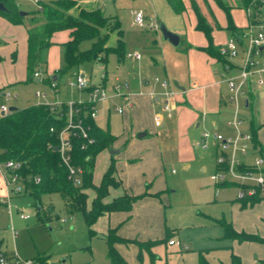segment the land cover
I'll return each mask as SVG.
<instances>
[{"label": "crops", "instance_id": "crops-1", "mask_svg": "<svg viewBox=\"0 0 264 264\" xmlns=\"http://www.w3.org/2000/svg\"><path fill=\"white\" fill-rule=\"evenodd\" d=\"M183 1L185 3V0ZM232 1H234L233 4L223 2L230 6L229 13L235 29L227 27L228 19H226L224 25L219 26L217 23L216 27L218 28L214 30V27L212 32L213 45L219 49V52L220 47L231 36H236L247 25V21L234 18L238 11L237 8H240L239 5H243V2L241 0ZM243 6L245 7V5ZM80 7L84 6H79V9ZM191 7L193 9L192 1ZM196 25L197 15L195 28ZM219 28L230 29L231 33L229 36L226 34L225 38L215 41L216 34H220ZM170 29L180 33V43L185 42V49L189 50L191 59L185 73L181 72L175 75L170 68H167V75L170 78L167 76L168 79L164 78L163 81L169 80L170 88L177 91L172 110L168 112L163 109L164 91L166 90L163 81L154 83L149 89L138 86L134 91H130L128 103L120 96L110 97H118L123 102L124 112L128 107L135 110L141 106H149L155 116L162 115V122L156 123L151 129L154 133L149 144L143 141L150 131L143 119L137 121L136 124H131L129 138L124 143L121 138L125 130L119 135L110 126L108 127L116 135L113 145L110 146L111 149L115 148V153L125 149L126 154L122 159L116 156L110 157L109 164L113 158L116 159V175L122 180V184L112 187L106 200L125 191L136 195L145 192L147 194L136 200L131 211L117 210L110 215L100 217L104 223L101 224L100 230H97L98 234L92 237L101 238L105 243L100 245L98 254L89 245L87 250L91 252V258L85 264H111L107 256L108 243L101 235L107 231L109 226L117 227L119 234L123 237L150 242L149 246L142 250V259L139 256L141 249L137 242L116 243V247L130 264H155L157 259L162 260V250L166 252V264H200L202 257L207 260L208 264H229L232 253L240 257L242 264H264V197L258 198L254 202L251 200L244 202L243 199L236 198L234 184H218L212 178L206 179V173L210 170L211 177V173L216 169L215 158L218 147L211 145L209 148L203 149L194 144L206 130L233 135L226 130L231 127L227 121L232 114V103L227 97L226 80L229 76L238 74V67L237 71L234 66L225 69V58L221 52L223 59L219 60L203 49L202 47L209 44L207 36V39L196 42L193 38L186 37L181 28L170 26ZM67 31L69 32V30ZM28 34L29 32L27 38ZM69 38L70 32L66 40ZM53 40L55 43L58 42L54 36ZM105 72L106 76H102L99 83H103L108 88V72ZM61 76L62 73H59L57 68L52 79L54 77L58 79ZM90 78V82L93 84L92 77L90 76ZM156 78L159 80L158 77ZM33 79L42 81L40 76L33 77L31 80ZM116 79H119L118 76ZM144 82L150 84L149 80ZM113 83L110 86L111 89ZM250 87L249 103H252L254 93L259 89L264 92V86L256 85L253 79ZM60 88L59 86L57 92L52 89L53 99H60ZM243 100L245 99L243 98ZM124 112L120 113L124 114ZM262 123L264 124V122ZM141 132H145V134L140 136ZM259 132L257 131V137ZM258 139L264 145V139ZM252 151H257L254 145ZM253 156L245 155L243 159L251 161ZM211 160H214V163L210 168ZM167 163H171L169 166L174 163L179 164L183 175L177 176L178 171L174 167L171 168L168 175L167 167L169 166ZM196 168L199 173L195 179H192L191 176L196 173L194 170ZM179 186H184L187 192V202L183 203L184 205L172 200L171 194L176 192ZM196 209H198L197 213ZM99 220L95 225L99 223ZM224 224H230L235 230L251 235V238L241 240L236 236L226 235ZM13 233L17 232L13 229ZM172 238H178L188 247L170 244L169 240ZM160 242H162V247L158 245ZM169 253L172 256L168 257ZM69 260L70 256L62 259L64 263ZM73 263L71 262V264Z\"/></svg>", "mask_w": 264, "mask_h": 264}, {"label": "rangeland", "instance_id": "rangeland-1", "mask_svg": "<svg viewBox=\"0 0 264 264\" xmlns=\"http://www.w3.org/2000/svg\"><path fill=\"white\" fill-rule=\"evenodd\" d=\"M41 1L46 0H16L19 10L27 12L25 23H12L4 16L0 15V105L7 103L8 106H27L35 102L41 101L35 93L37 89L48 94L49 99H53L54 94L50 81L52 75L56 73L57 68L65 66L63 52L64 47L61 43L69 35L67 30L58 31L54 37L58 40L50 46L42 49L40 62V77L42 81L35 79L27 81L29 77L28 61H27V33L42 31L45 24V17L40 11ZM225 3H234L232 0H223ZM237 1V0H236ZM244 3V0H241ZM201 6L202 12L206 15L209 23H215L213 27L216 30L220 25H224L227 15L224 9L218 4L217 0H197ZM248 2V0H247ZM186 9L178 13L169 4L168 0H81L78 5L71 9L75 15L78 14L79 6L84 7H101L107 15L113 16L120 21V27L124 30V38L126 41V52L139 51L140 58L126 56L119 59L118 55L111 51L106 61L88 60L75 66L68 71L62 72V76L58 78L61 87V97L67 99L87 98L89 96L87 89H74L68 84V80L79 70L92 77V83H99L105 70L108 72L107 85L111 91V84L118 80L129 83V90L134 91L138 86L149 89L154 83H160L170 78L167 75V68L178 75L185 73L190 64L189 50L185 49V42L182 41L178 45L164 39L160 29L152 27L156 22L165 24L169 29L175 26L182 29L186 37L193 38L196 42H201L206 38L205 32L195 28L196 14L191 7V0H185ZM231 4V5H232ZM237 8L236 20L247 21L248 18L243 5ZM243 9V10H241ZM142 11L144 15V25L136 22V13ZM232 12V11H231ZM218 23V24H217ZM256 26H254V29ZM244 32L248 28L244 27ZM220 34H216L215 41L230 35V29L219 28ZM119 32L118 28L110 29L108 36V44L116 45ZM154 38V39H153ZM93 39L84 40L81 48H88L92 45ZM236 53L230 57L224 55L225 60L230 61L237 71V67L244 63L246 55V46L248 38L244 37L242 42L236 40ZM264 61V60H263ZM231 73V71H228ZM227 74L226 72L224 73ZM168 76V78H167ZM159 80H157V78ZM145 80H149L150 84H145ZM11 91L17 93L18 97L10 101H5L3 92ZM239 116L244 119L240 125L241 131H246L251 135V120L259 124L264 122V92L257 90L252 98V103L245 104V100L239 97ZM123 102L118 98H107L97 103L98 115L96 122L103 128L109 126L119 135L125 130L122 143L129 138V127L133 123H137L143 119L150 131L143 138L144 143H151L154 131L151 129L156 124L157 117L149 106H141L135 110H125L124 114L120 113L117 105ZM129 106V105H128ZM231 126V125H230ZM135 130V129H134ZM235 133V129L231 126L226 129ZM258 138L264 139V124L258 129ZM248 142V156L254 155L253 141ZM115 149V148H114ZM111 147L103 150L97 155L94 168V181L98 183L102 178L110 157L116 156L121 158L125 156L126 150L119 153H112ZM212 161V162H211ZM210 161V168L213 161ZM171 163H167L169 166ZM177 169V176L183 175V170L179 164H172L167 167L169 175L171 168ZM3 170H6L2 163L0 168V253L7 255L18 253L22 259L27 258H43L42 264H85L91 258V252L87 250L89 245L98 254L100 253V245L105 243L101 238H94L89 233L88 226L85 222L82 211L69 212L65 206V200L60 191L43 192L39 197L24 191L16 194L8 191L6 180L3 176ZM192 174V179L196 178L199 173ZM210 170L206 173L205 178L210 179ZM213 182V180H212ZM88 189V188H87ZM90 198L95 194V190L89 188ZM187 192L184 186H179L178 190L171 194L172 200L180 202L182 205L186 203ZM139 195V194H137ZM39 204L42 208H39ZM198 209H196L197 213ZM21 212H29L30 218H22ZM102 219V218H101ZM100 219V220H101ZM182 219V218H180ZM99 220L94 227L100 230V226L104 220ZM217 227V226H215ZM13 229L17 232L13 233ZM160 242L158 245L161 246ZM162 247V246H161ZM70 256V260L66 263L62 259ZM172 256L171 253L168 257ZM161 259H157L155 264H166V252L162 250Z\"/></svg>", "mask_w": 264, "mask_h": 264}, {"label": "trees", "instance_id": "trees-1", "mask_svg": "<svg viewBox=\"0 0 264 264\" xmlns=\"http://www.w3.org/2000/svg\"><path fill=\"white\" fill-rule=\"evenodd\" d=\"M80 0H46L41 1L40 11L45 17L42 31H29L27 38V60L29 77L33 78V72L38 68L42 49L55 43L53 36L57 31L69 30L70 38L62 42L64 47L63 57L65 66L58 72L68 71L88 60L106 61L108 54L114 51L119 59L126 57V41L124 30L120 27V21L107 15L101 7H80L77 15L71 9L78 5ZM193 9L197 15L196 28L205 32L209 44L202 47L212 56L222 60L219 49L213 45V25L208 22L196 0H191ZM6 5V9H0V15L12 23H25V15H22L16 0H0ZM218 4L225 10L227 27L235 29L230 17V6L222 0ZM174 10L178 13L185 9L183 0H169ZM247 3L244 0L243 5ZM118 28L119 36L116 45L108 44L109 30ZM93 39L88 48H81L84 40ZM225 61V60H224ZM86 122L91 125L90 133L95 137V142L82 148L83 138L75 137L73 149V161L84 166L83 182L79 185L68 177V168L62 161V156L56 145L59 144V130L65 124V117H59L48 104L33 103L27 106L16 107L0 116V159H16L22 162L21 171L25 175L39 176L40 180H33L29 185V192L39 197L43 192L60 191L65 200V206L69 212L82 211L90 235L98 234L95 223L104 215H110L117 210L131 211L136 200L147 192L136 195L128 191L114 196L110 200L106 197L112 187H118L122 180L116 175V159L113 158L102 175L99 183L94 182V168L99 152L113 145L116 135L109 128L99 126L93 117H88ZM263 123H255L251 120V137L253 145L264 157V145L257 137V131ZM54 126L56 130H52ZM89 188L95 190L90 198ZM261 197L244 199V202H254ZM41 205V204H40ZM40 209L42 208L39 207ZM225 225V234L236 236L239 239L251 238V235L243 231L235 230L230 224ZM108 243L107 256L111 264H130L116 247L117 242H137L140 246V259L142 250L147 248L149 241H139L123 237L117 227L109 226L107 231L101 234ZM43 258L38 257L41 263ZM200 264H208L202 257ZM229 264H242L240 257L232 253Z\"/></svg>", "mask_w": 264, "mask_h": 264}, {"label": "built area", "instance_id": "built-area-1", "mask_svg": "<svg viewBox=\"0 0 264 264\" xmlns=\"http://www.w3.org/2000/svg\"><path fill=\"white\" fill-rule=\"evenodd\" d=\"M245 11L248 17L244 30L238 32L236 36H231L227 42L220 47V52L223 55L232 57L236 53V40L243 41L244 37L248 38V45L245 49L244 63L238 67V74L227 78L228 85V100L232 103V114L228 119V124L235 129L233 135H224L218 131H203L201 136L194 142L200 148L207 149L211 145L218 147V153L215 158L216 169L211 173V178L218 184L230 183L236 186L237 199H250L252 197H264V157L257 151L254 152L253 159L246 161L243 156L248 153L247 140L252 139L251 135L240 130V125L244 119L239 116V97L245 99L246 104L250 101V86L252 80L256 85L264 86V0H248L245 4ZM136 22L139 25H144L145 19L142 11L136 13ZM254 26L256 28L254 29ZM152 27L159 29L160 24L154 23ZM129 57L140 58L139 51L129 52ZM224 68L228 69L232 65L230 61L225 60ZM40 76V68L33 72V77ZM103 77L106 72H103ZM255 76V77H254ZM90 76L82 70L75 72L68 80V84L74 89H87L89 96L87 98L69 99H49L48 94L40 89L36 90V95L41 98L38 103L48 104L51 109L58 113L59 117H65V124L59 130V150L62 156V161L68 168V177L74 184L83 182L85 168L81 164H75L73 161V149L75 137L83 138L82 148L95 142V137L90 133L91 125L86 122L88 117L96 118L98 115L97 103L100 100H105L111 96H120L128 103L130 94L129 83L117 80L113 83L111 91L103 83L91 84ZM50 85L54 91H58L59 80L52 79ZM164 91L163 109L170 112L173 108V102L177 91L170 88L169 80L163 81ZM5 101H10L16 98L17 94L11 91L3 92ZM116 109L119 112H124L123 104L117 105ZM10 111L7 103L0 105V116ZM156 123L162 122V115H156ZM52 130H56L54 126ZM255 150V149H254ZM2 163L6 170L3 174L6 180L7 187L10 192L22 193L29 190L30 183L35 180L39 181V176L32 177L30 174L22 173V162L16 159H0V168ZM21 217L30 218L29 212H21ZM170 244H179L183 247H188L178 238L169 240ZM0 264H42L36 258L22 259L18 253L7 255L0 253Z\"/></svg>", "mask_w": 264, "mask_h": 264}, {"label": "water", "instance_id": "water-1", "mask_svg": "<svg viewBox=\"0 0 264 264\" xmlns=\"http://www.w3.org/2000/svg\"><path fill=\"white\" fill-rule=\"evenodd\" d=\"M0 9H6V5H5L4 2H0ZM20 12H21L22 15H25L27 13L26 11H23V10H21ZM159 29L161 30L164 39L171 41L175 45H178L180 43L181 35H180V33L178 31L169 29L165 24H160ZM56 76H58V75H56ZM55 78L56 77H54V79ZM16 107L17 106H10V110H12V109H14ZM144 134H145V132H141L140 133V136H142ZM55 148L58 149L59 146L56 145ZM115 152H116V150L115 149H112V153H115ZM39 207H41L40 204H39ZM51 264H57V263H54L53 262Z\"/></svg>", "mask_w": 264, "mask_h": 264}]
</instances>
